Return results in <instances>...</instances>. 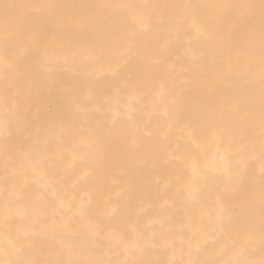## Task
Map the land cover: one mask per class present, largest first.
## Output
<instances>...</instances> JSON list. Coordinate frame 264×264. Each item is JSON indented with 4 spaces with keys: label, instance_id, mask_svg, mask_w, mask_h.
Returning <instances> with one entry per match:
<instances>
[{
    "label": "bare ground",
    "instance_id": "bare-ground-1",
    "mask_svg": "<svg viewBox=\"0 0 264 264\" xmlns=\"http://www.w3.org/2000/svg\"><path fill=\"white\" fill-rule=\"evenodd\" d=\"M261 25V0H0V264H264Z\"/></svg>",
    "mask_w": 264,
    "mask_h": 264
},
{
    "label": "snow or ice",
    "instance_id": "snow-or-ice-1",
    "mask_svg": "<svg viewBox=\"0 0 264 264\" xmlns=\"http://www.w3.org/2000/svg\"><path fill=\"white\" fill-rule=\"evenodd\" d=\"M7 7V6H6ZM49 11V22L55 21L56 10L61 7L59 5H45ZM261 9H262V25L260 30V45H259V59H260V83H261V128L264 130V0H261ZM254 53V49L252 50ZM264 148V144H262ZM260 219L259 227L261 234L264 235V188L261 192V203H260ZM22 264H35V262L25 261ZM53 264H64L63 261H54ZM84 264H102L100 261H90L84 262Z\"/></svg>",
    "mask_w": 264,
    "mask_h": 264
}]
</instances>
